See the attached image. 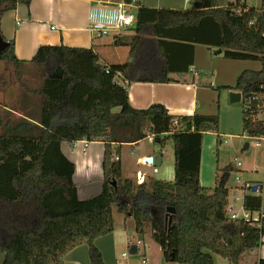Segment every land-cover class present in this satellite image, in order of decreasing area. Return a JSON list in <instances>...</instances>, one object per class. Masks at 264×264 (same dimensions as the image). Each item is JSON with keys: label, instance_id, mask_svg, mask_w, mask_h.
<instances>
[{"label": "trees", "instance_id": "trees-1", "mask_svg": "<svg viewBox=\"0 0 264 264\" xmlns=\"http://www.w3.org/2000/svg\"><path fill=\"white\" fill-rule=\"evenodd\" d=\"M29 1L0 0V21L5 12ZM136 18L137 30L150 26L162 57L167 58L163 78L139 81L171 82L166 75L176 69L167 57V46L178 48L175 58L186 62L182 72L192 65L194 44L220 49L225 59L259 62L258 71L244 70L233 86L224 88L247 96L241 102L242 132L264 136V124L252 121L257 106H264L261 4L248 7L234 0L221 7L217 0H194L187 9L139 8ZM0 38L5 43L0 51L5 67L34 65L41 78L39 88H29L15 71L14 84L25 100L20 107L4 109L6 117L0 113L2 264H63V258L81 245L87 246L89 264H105L94 242L113 232V204L120 214L134 218L137 232L149 230L163 258L174 264H214L213 255L238 264L244 250L259 247L264 218L257 227L226 217L227 174L211 191L199 184L203 135L217 133L218 115H172L158 104L134 109L127 86L117 84L118 73L125 79L127 64L101 65L92 49L64 45L39 46L29 61H20L1 29ZM184 49L189 60L180 52ZM11 84L0 77L1 91ZM31 101L34 113L27 110ZM11 111L22 117L15 118ZM58 115L67 120L54 125ZM148 136L158 143L161 136L172 141L173 180L149 178L138 185L121 180L119 146L135 145ZM77 141L103 143L101 191L86 200L77 197L74 166L60 150L62 142ZM243 190L244 207L264 212V187L261 196Z\"/></svg>", "mask_w": 264, "mask_h": 264}, {"label": "crops", "instance_id": "crops-1", "mask_svg": "<svg viewBox=\"0 0 264 264\" xmlns=\"http://www.w3.org/2000/svg\"><path fill=\"white\" fill-rule=\"evenodd\" d=\"M107 1H109L108 3L111 2V4H106V0H30L28 5L20 3L14 10L7 11L1 16V33L6 40H11L13 42L14 55L20 61H29L39 46L64 45L67 47L92 49V51L98 55L101 65L127 64L128 67L124 75L125 79L121 77V80L123 85L127 86L129 104L134 109L144 110L152 105L158 104L162 105L168 113L172 115H210L206 112L207 101L203 99V101L199 102L198 99L199 95H204L208 92L206 84L201 80L207 72L211 71L212 73L213 70H210L214 60L212 56L220 55L216 54L217 50L213 53V48L194 44L192 50V65L188 66L186 72H182L186 66V62L182 60L178 61L177 58H175L176 54H178L176 53L178 48L167 46V57L174 61V68L176 69V72L173 71L166 75V77L171 79V82L158 83L139 81V79L148 80L163 78V69L167 58L162 57L160 49L157 46L158 38L152 35V28L150 26L147 28L140 27L139 30H137V18H135V23L132 28L117 33H111L101 38L94 37L88 30L91 11L110 9L112 3L124 2L123 0ZM131 1L133 2L131 11L135 13V17L139 8L187 9L177 8V6H161L160 3L162 2L169 3L166 0H155L157 4H151L152 0ZM190 3L192 2L190 1ZM131 47H133L132 51ZM202 47L205 49H202ZM183 51L185 52V58L189 60L187 55L189 51L184 49L180 52ZM199 52L203 54V62L200 57H198ZM201 85L203 86L201 87ZM7 92V89L2 91V95L11 96V93ZM17 94L18 95L15 97L13 93L10 102L18 101V104H21V101L25 99L23 97L21 98L19 92ZM24 105L25 104H23V106ZM11 113L15 118L22 117L20 113L12 111ZM66 120L67 117L65 115H58L54 118V125L58 122H65ZM241 125L240 118V128ZM208 133L212 132H206L205 134ZM219 133L220 130L218 129V138L220 137L219 135H221ZM147 138L151 139L152 137L148 136ZM123 145L119 146L118 156L120 162V150ZM203 146L202 140L199 184L207 191H211L217 184L218 174L215 171L212 185L208 186L202 182ZM60 150L74 166L72 179L76 186L79 200H86L98 195L101 191V184L103 181L101 170L103 143L98 141H77L72 144L62 142L60 144ZM138 155V162L143 163L144 159L151 157L155 158V167L163 165L162 155L158 154V150L156 149L152 150V154L145 152L138 153ZM152 174H156L157 176L155 178L158 180L171 182L174 176L173 160L164 164L161 173L158 170L157 173L152 172ZM141 176L143 177V181L147 180V176L138 170L136 171L134 180H132L135 185L140 184V179H142ZM244 192L245 191L242 189L239 195L240 202L238 204H236L238 199H234V207H238V205L241 204ZM233 193L236 196L235 192ZM94 244L100 251L104 262L106 264H111L116 246L114 229L112 233L95 240ZM248 253L252 256L250 261L241 262L242 256H240L239 263L257 264L258 260H264V236L261 238L259 247L248 250ZM2 260L3 254H0V264H2ZM224 262L226 261L224 260ZM63 264H89L87 246L81 245L69 252L63 258ZM226 264L228 263L226 262Z\"/></svg>", "mask_w": 264, "mask_h": 264}, {"label": "rangeland", "instance_id": "rangeland-1", "mask_svg": "<svg viewBox=\"0 0 264 264\" xmlns=\"http://www.w3.org/2000/svg\"><path fill=\"white\" fill-rule=\"evenodd\" d=\"M169 3H160L161 6H177V8H188L194 0H166ZM248 7H258L261 4L260 0H242ZM234 0H217L219 6H226ZM151 4H157L152 0ZM124 31V30H123ZM202 49H205L202 47ZM216 50H213V53ZM201 61H204L202 52L198 53ZM213 62L210 70L202 77V82L207 86V93L199 95V102L205 99L207 101V114L218 115V129L221 135L218 138L217 133H208L203 135V174L202 182L205 185H212V180L215 171L217 172V180L224 174H227L225 187L229 190L228 202L233 204L234 199H238L236 204L240 202L239 195L242 191L244 183L254 184L264 181V143L260 147H256L253 141L246 139V135L240 128V111L241 104L230 102L229 93L233 92L227 86L235 83L238 75L244 70L256 71L260 69V64L257 61L248 60H229L222 55L212 56ZM0 65H3L0 62ZM5 68V69H4ZM21 74L23 84L29 88H39L41 78L39 69L34 65H26L21 67L0 66V77L6 81H13V84L7 87L11 96L2 95L0 90V113L4 117V109L16 108L19 106L17 102H10L14 93L18 95V90L15 82L14 73ZM201 79V78H200ZM203 85H201L202 87ZM205 86V85H204ZM7 95V94H6ZM6 97V98H5ZM22 98V96H21ZM34 103L31 101L27 110L34 113ZM5 114V115H4ZM6 117V116H5ZM218 132V130H217ZM161 142L155 143L154 137L151 139L145 138L135 145H123L121 147V180H134L136 171H141L147 179L157 176L152 174V167L147 166L137 161L138 153L158 150V154L162 155L163 165L157 167V170H163L164 164L173 160L172 141L167 136L160 137ZM248 147L244 149V145ZM240 163V166L236 165ZM238 178V180H237ZM158 180V179H156ZM137 184V183H136ZM236 196L234 195V193ZM237 210V208H235ZM111 213L113 219L114 237L116 246L112 257L111 264H174L166 261L158 244L152 239L149 230L140 233L135 229V221L132 216H125L117 211L115 204L111 205ZM135 247V252H131L130 248ZM122 254H125L122 257ZM241 262L250 261L252 256L248 250L242 253ZM104 261V260H103ZM214 264H226L222 258L213 255ZM106 264V263H105ZM238 264H243L239 263Z\"/></svg>", "mask_w": 264, "mask_h": 264}, {"label": "built area", "instance_id": "built-area-1", "mask_svg": "<svg viewBox=\"0 0 264 264\" xmlns=\"http://www.w3.org/2000/svg\"><path fill=\"white\" fill-rule=\"evenodd\" d=\"M105 1V0H103ZM191 1V0H190ZM242 2V0H239ZM261 1V6H262V13L264 15V0ZM109 1L106 0V4ZM108 4H111L108 3ZM133 5V2L130 3H125V2H119V3H112V6L110 9H103V10H95L91 11L90 13V18H89V24H88V30L90 33L96 37V38H101L104 36H107L111 33H117L121 32L125 29L132 28L135 23V13L131 11V7ZM262 37L264 38V33L262 34ZM118 85L123 84L121 80V76L118 73ZM241 94V99H240V104L242 100L245 99L244 95ZM257 112L252 116V121L255 122H261L264 124V106H257ZM249 107L245 105L244 110H247ZM245 134V133H244ZM246 139L249 141H253L254 145L256 147H260L262 143H264V136H259V137H249L247 134ZM114 159L118 160V156L114 155ZM143 164L152 167V172L157 173V167L153 165V162L151 163H144ZM236 165L239 166L240 163L236 162ZM138 176V174H137ZM142 179H140V183L143 182V177L141 176ZM238 180V178H237ZM256 186L255 195H262V188L264 187V181L256 184H250V183H244L242 186V189H252L253 186ZM237 208V210H235ZM225 214L228 220L230 221H236V220H241L244 221L245 223H248L252 226H260V223L262 219L264 218V212L263 209H260L258 211H249L247 210L244 205H243V197L241 204L238 205V207H234L233 204L227 203L225 207ZM125 254H122V257H124Z\"/></svg>", "mask_w": 264, "mask_h": 264}, {"label": "water", "instance_id": "water-1", "mask_svg": "<svg viewBox=\"0 0 264 264\" xmlns=\"http://www.w3.org/2000/svg\"><path fill=\"white\" fill-rule=\"evenodd\" d=\"M5 47V43L1 40L0 38V51ZM221 53V50L218 49L216 51V54H220ZM244 97H247V96H244ZM229 98H230V102L231 103H239L240 102V99H241V94L237 91H233V92H230L229 93ZM154 142L155 143H158V139H154ZM244 148H247V145H245ZM151 161L153 162V165L156 166V162H155V158H146L143 160L144 163H151ZM112 184L115 186V182H112ZM255 189H256V186L254 185L253 188L251 189V191L254 193L255 192ZM130 251L131 252H135V247H131L130 248Z\"/></svg>", "mask_w": 264, "mask_h": 264}]
</instances>
